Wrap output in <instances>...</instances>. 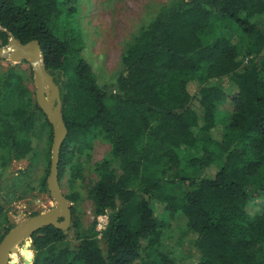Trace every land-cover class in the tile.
Segmentation results:
<instances>
[{"label":"trees","instance_id":"trees-1","mask_svg":"<svg viewBox=\"0 0 264 264\" xmlns=\"http://www.w3.org/2000/svg\"><path fill=\"white\" fill-rule=\"evenodd\" d=\"M73 1L0 0V46L12 37L22 44L39 41L60 88L68 129L60 183L72 143L99 134L111 145L89 191L96 217L112 212L103 232L106 254L96 233L78 230L71 209L76 242L54 226L42 228L31 238L33 264H179L163 248L167 217L156 214L152 201L163 204L169 217L185 218L199 264H264V212L247 210L251 198L264 192V181L248 190L264 171V0H178L124 51V71L111 94L83 58ZM224 78L236 87L225 116ZM192 83L202 116L193 107ZM44 128L52 144L53 130L35 92L13 67L0 70V219L8 224L0 242L13 229L3 176L17 162H35L38 130ZM214 128L218 138L201 136ZM211 169L216 173L207 176ZM49 172L50 162L41 192H49ZM72 176L80 171L72 168ZM67 198L74 202L78 194Z\"/></svg>","mask_w":264,"mask_h":264},{"label":"rangeland","instance_id":"rangeland-1","mask_svg":"<svg viewBox=\"0 0 264 264\" xmlns=\"http://www.w3.org/2000/svg\"><path fill=\"white\" fill-rule=\"evenodd\" d=\"M75 2L74 5L78 8L79 27L84 37L83 58L91 66L98 85L106 93L111 94L116 91L117 79L124 71L121 63L124 51L161 11L175 7L178 0H75ZM229 33L231 32L228 31ZM231 36H233L232 33ZM9 67H13L20 73L26 86L35 92L36 96L35 73L31 65L24 59L14 62L10 57L0 58V70ZM222 83L228 94V100L220 108V112L225 116L232 111L230 99L235 95L236 87L229 78H224ZM190 92L196 100L193 107L202 116L197 84L190 85ZM39 130L35 162L31 163L27 160L17 162L10 169V173L3 176L1 187L6 199L7 216H12L17 224L30 219V214L36 213L39 216L53 210L56 206V201L50 192H41L39 188L40 180L45 176L49 162L51 163L53 145V141L52 144L49 143L48 129ZM209 135L218 138V128L206 131L201 136ZM110 153L111 145L103 136L92 134L81 138L69 147L71 163L66 167L61 179L62 190L66 196L72 193L78 194L77 200L70 202L71 209L74 210V215L80 222L78 230L87 236L96 233L104 254H106L107 244L103 232L108 226L112 212L108 211L106 215L96 217L95 206L89 198V191L98 180L96 166L107 159ZM72 168L78 169L80 176H72ZM113 168L118 175L121 174L118 163H114ZM215 173L211 169L207 176H214ZM72 180H74L73 184H71ZM263 181L264 171L252 180L248 187L249 192H255ZM174 190L179 196L183 193L180 187ZM152 203L156 214L167 217L163 248L173 252L179 264H199V255L193 247L196 236L188 230L185 218L182 215L169 217L163 204L154 201ZM247 210L253 215L264 212V192L251 198ZM60 220L64 221L63 218ZM7 227L5 219H0L2 234ZM70 238L73 243L76 242L75 237ZM24 242L19 245L18 253L9 257L8 264H24L20 251ZM30 253L34 261L35 253L32 248Z\"/></svg>","mask_w":264,"mask_h":264},{"label":"water","instance_id":"water-1","mask_svg":"<svg viewBox=\"0 0 264 264\" xmlns=\"http://www.w3.org/2000/svg\"><path fill=\"white\" fill-rule=\"evenodd\" d=\"M4 57H10L14 62L24 59L34 70L36 100L53 130L52 157L47 186L50 194L56 201V206L45 214L18 224L12 216H9L10 224L14 227L0 242V264H8L9 257L18 253L19 245L24 241L22 248L27 255L33 246L31 240L33 234L44 227L54 226L59 230L69 233L72 238L76 236V231L72 228L73 216L71 204L62 190L59 180L61 149L68 136V129L62 114L60 88L55 84L53 76L44 65L39 41L34 40L27 44H22L12 37L6 46H0V58ZM60 218H63L64 221L60 222ZM23 259L24 264H33L32 257L30 259Z\"/></svg>","mask_w":264,"mask_h":264},{"label":"bare ground","instance_id":"bare-ground-1","mask_svg":"<svg viewBox=\"0 0 264 264\" xmlns=\"http://www.w3.org/2000/svg\"><path fill=\"white\" fill-rule=\"evenodd\" d=\"M13 53H16V52H13ZM21 253H22V259L23 258H26V259H30L31 258V254L30 252L26 255L25 252H24V249L22 248V250H20ZM24 260V259H23Z\"/></svg>","mask_w":264,"mask_h":264}]
</instances>
